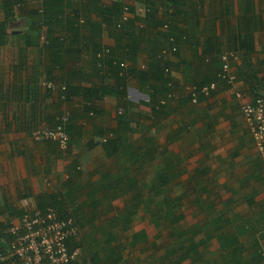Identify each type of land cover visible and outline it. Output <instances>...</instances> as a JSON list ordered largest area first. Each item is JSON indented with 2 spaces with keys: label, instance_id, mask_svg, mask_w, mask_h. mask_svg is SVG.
<instances>
[{
  "label": "crops",
  "instance_id": "0c3cea01",
  "mask_svg": "<svg viewBox=\"0 0 264 264\" xmlns=\"http://www.w3.org/2000/svg\"><path fill=\"white\" fill-rule=\"evenodd\" d=\"M100 1L103 5L106 2L108 5L105 6H109L115 0ZM126 1L132 5L139 4L143 0ZM64 2L66 7L68 6L65 11L66 16L70 19L79 20L81 17L93 21L97 16L90 9V5L88 7L81 5L83 0H64ZM153 3H155L153 7L156 11H159L157 15L159 18L156 16L153 20L164 18L163 4L181 5L174 24L177 34L182 37L177 44L181 56L171 57L169 64L171 63L177 99L182 102L187 100L185 104L174 105L176 110H173L166 120L163 119L165 120L162 121L163 126L158 130L166 132L164 138L167 140L169 136L170 144H186L187 146L194 144L193 147L200 156L192 169V174L206 175L199 177L196 175V178L220 181L221 185H226L228 181L239 182L238 189L243 190L244 200L248 205H254V202L258 203L261 199L258 204L263 207V212L256 218L258 220L256 227L261 228L262 232L251 237L240 238L242 240L239 241L247 247L238 259L240 264H264V198L262 194L264 165L241 109L243 104L250 103L255 96L249 85L242 79L237 80L233 87L215 94L213 92L208 96L202 95L198 98L197 104L192 103L188 93V89L194 87V84L208 82L216 76L213 61L210 55L206 56L208 53L219 55L226 52L240 53V61L232 65L236 75L239 74L238 69L245 57L251 56L257 78L264 79V0H181L179 3L178 0H156ZM27 4L24 29L15 32L6 46H0V230L21 222L23 215L21 202L24 199H32L38 207V204L43 203V199L51 195H65L67 192L74 198L77 188L75 184H79L74 181L73 172H70L75 159L79 160L74 153H78L81 146L88 148L91 145L88 144L90 140L100 142L103 138L95 135V131L98 128H107V126H98L97 119L86 120L91 124L86 127L83 119L84 103H81L75 107L80 116L78 126L83 127L78 144H71L66 152H62L56 144L33 140L32 130L44 126L54 127L56 122L60 123L61 114L59 111L52 112L50 96H47L48 91L43 86V82L47 80L45 74H43L45 77H42L43 75L40 77L34 97L31 93L33 88L29 92L23 88L32 84L36 68L43 72L50 65L49 57L41 54L39 44L27 46L21 37L29 31L32 24L37 22V19L31 17V12L37 8L29 1ZM18 20H22V17L19 16L16 22ZM16 22L13 21L12 24ZM46 28L44 26L43 34ZM58 29L55 36L66 37L67 30ZM168 29L165 28V30ZM139 30L137 39L139 56L136 67L140 63L146 66L149 52H157L166 46L164 39L155 31L150 32L143 23L140 29L137 28V31ZM93 37L92 27L89 25L77 38L78 43L82 44L81 40L86 42L90 40L88 38ZM169 39V45L174 44L173 47H176V40L173 37ZM112 41L115 44L110 46L103 45L101 41L104 51L115 47L116 40ZM71 45L67 48L70 49L73 46ZM142 55L146 62L140 59ZM65 56L66 53L63 56L64 60L67 58ZM83 56L85 61L82 60ZM93 56V52L84 50L80 59L66 60L73 70L81 71L82 67L85 69L84 72H74L73 77L80 75L91 84L79 86H92L94 79L92 68L95 64ZM98 56L103 60L108 57L106 53ZM123 64H125L124 61ZM98 68L104 69L105 66L99 62ZM240 70L243 73V69ZM241 77H245L244 73ZM220 82L223 81L220 80ZM256 90L264 96V83L258 85ZM238 93L242 94L241 98L237 96ZM145 97L148 98L147 95ZM109 99L112 98L106 99V102ZM109 113L111 117H114L115 113L108 110V106L100 108L98 112L99 117ZM86 132L91 135H87ZM163 139L160 138L161 144L164 143ZM98 148L102 150L101 146L95 149ZM188 153L191 156L192 152L188 151ZM77 169H80L78 164ZM249 197L254 199L251 204H249ZM245 223L246 221H241L239 225L242 226ZM4 235L6 232L0 234V252L10 256V238L7 243ZM92 258V253H86L81 257L82 263L90 264ZM6 259L2 264H19L12 258ZM78 262L81 263V260L78 259Z\"/></svg>",
  "mask_w": 264,
  "mask_h": 264
},
{
  "label": "trees",
  "instance_id": "16d2710c",
  "mask_svg": "<svg viewBox=\"0 0 264 264\" xmlns=\"http://www.w3.org/2000/svg\"><path fill=\"white\" fill-rule=\"evenodd\" d=\"M28 1L30 3V0H1L0 13L6 14V16L3 15L0 20V46L4 47L9 43V24L19 16L25 17ZM153 1L155 2L156 0H143L139 2V4L134 3L129 5L126 0H115L111 5L105 6L100 0H83L81 5H87V7L90 5L91 8H89L99 17V21L96 22L85 18L87 26L90 25L92 27V35L94 36L93 38H88L90 39L89 44V41L84 42L83 40H81L82 44L78 43L77 38L87 26L84 27L80 23L81 19L83 20L84 18L80 17L79 20H74V18L70 19L66 16L65 11L68 6L66 7L64 0H43L41 7L31 12V17L35 20L37 19V22L34 20L35 23L30 26L29 31L25 32L21 37L25 40L24 42L27 46L39 44L40 46L38 47H40L41 54L50 59V65L45 68L47 80L44 82H52L56 86V89H47V96H54L57 94L61 102L74 100L77 96L80 97V100L84 103V120H95L99 117L98 112L100 108L98 105L107 98L115 100L116 104L118 103L120 105L119 108L124 111L117 115V120L115 122L117 124L116 129H109L108 127V129H96L95 135L106 139L105 141H103V139H100V142L90 140L91 142L88 143L91 145L87 149H95L101 146L107 158H115L118 162V176L114 180H111L110 177L104 174L97 183L88 184V186L90 185L93 187V190L88 192V198L92 200L89 206V208L92 209L90 210L91 212H89L90 214L86 215L87 213H84L85 211L81 206H76V208L69 211L67 202L72 198V194L67 192L65 195L56 194L51 195L47 199H43V203L38 204V207L44 210L48 206H52L61 219L73 218L79 235L80 228H82V230L88 229V235L91 237L90 240L81 241L79 236L78 239L74 238L70 240L69 247L71 249L81 248L86 253H92L93 258L90 264H123V254L127 250L126 247L128 249H133L138 243H143L148 240L147 233L142 232L134 234L130 238L131 240L127 246L125 245L126 247L121 243L115 246L114 243L117 240V236L115 235L116 231L113 232L101 224H97V219L102 216L98 214V208H102L105 204L102 198L96 197L94 194L99 195L103 192H108L110 196H105V198L109 201L112 199L110 201V203H112L114 200L120 198V195H115V192H120L121 190H123V192H134L131 197L132 203L126 206L123 214L114 219L115 223L121 227L122 233H126L133 223V209H135L137 205H143L150 215L152 223L156 224V227L161 226L160 222L162 221L168 222L167 224H170V227H172L170 229L171 238H178V240H180L181 243L179 246H182V248H180V250L173 248V252L166 250L165 255H163L160 260L161 264H184L188 261L192 264H221L217 259L205 258L206 253H209V244L214 239L217 240L219 244L220 253H218V257L222 258V264H240L238 257L246 251L245 248L247 245L241 243L239 240H242L240 238H243L246 234L253 233L252 231H254V228L249 224L251 221H246L242 226L237 224L238 229L236 228L234 231L231 229V232H228L226 229L227 226H224V221H226V223H229V221H227V218H224L222 214L219 217L209 219L208 226L195 225L187 229L176 228L180 221L184 220V216L182 214H177V212L182 209V202L186 199V195L183 194L173 199L169 198L167 193L174 183H185L181 180L187 172L183 168L185 159L182 154L169 151L167 148H162V145H160L161 143L158 142L156 136L152 134V129L150 127L152 125L157 128L163 126L162 121H165L167 119L166 117L169 116L173 110H176L174 109V105L176 103L185 104L187 101L185 100L182 102L177 99V94L173 86L174 79L172 78L173 72L170 67L171 63L169 64L171 57L181 56L177 44L178 40H181L182 37L177 34V30H175L174 27L177 21V12H180L181 5L176 4L171 6L163 4L162 6L164 7L165 13H163L164 18L153 20L159 14V11H156L153 7L155 4ZM180 1L181 0H178V3ZM144 5L149 8V12L145 17H140L137 15V9L139 6ZM126 10L135 15V18L129 22V25H124L121 30H117L116 26ZM69 14H71V12H69ZM157 18L159 17L157 16ZM136 23H143L150 32L155 31L158 36L164 39L166 45L157 52H149L145 70L136 67L137 58L139 56V46L137 42L139 31H137L138 25ZM44 26L47 27L44 32L45 34H43ZM58 28L67 30L66 37L61 38L60 36H55L59 30ZM165 28L169 29L165 30ZM106 29L108 30V35H111L116 40L115 47L107 49V53L106 50L104 51L105 48L101 45V41H103L102 36ZM169 37H173L176 40V52L171 53L174 44H170L171 46L169 45ZM12 38L13 37H11V39ZM91 39H93L92 42ZM69 45L72 46L70 49L67 48ZM84 50L94 53L93 58L95 64L93 63L92 72L96 74L95 78L98 79V82L96 84L92 82V86L90 87L79 86L78 84L73 85V73L84 72V70L82 67L81 71H79V69H72V71H70L68 61L66 62L68 58L80 59ZM164 51L169 53L167 54ZM65 53V57L67 58L64 60L63 56ZM104 53H106L108 57L104 60L99 59L98 55ZM226 53L220 55L217 53H208L206 55H210V59L213 61L212 65H214L213 68L216 71V76L208 82L194 84L195 88L201 90L203 87L215 83L216 89L211 92H214V94L229 88L225 82H220V79H218V75L221 73L223 67L222 56ZM233 53L239 56L240 61V53ZM123 61H129L131 67L122 66ZM99 62L105 66L104 69L98 68ZM252 65L251 56L245 57L239 67L243 69L245 77H241L243 73L238 69L239 74H235V79H242L245 81V83L249 85L255 98L264 97L261 96L262 94L256 92V87L262 85L264 79L260 80L257 78L258 75ZM56 72H60L61 76L56 77ZM41 75H43L42 71L36 68L34 79L31 81L32 84L23 87L25 91L27 90L28 92L33 88L31 92L32 97L37 93V85L39 84ZM132 79L138 83L139 90L148 96V102L139 101L135 104L128 99L127 89L130 82L134 81ZM254 83H256V85ZM201 96L200 94L199 97ZM64 98L65 100H63ZM189 98L192 100L190 96ZM143 107H147L149 112L145 111ZM77 112V110H74L71 114V112L65 111L61 114V116L64 114L68 116L64 128L71 138L70 145L78 144L80 133L83 130L82 126H78L80 116ZM139 118L142 119L139 121ZM158 122H160V124ZM57 124L58 122H56V125ZM78 133L79 135L77 136ZM137 133L140 134L141 138L138 142L136 139H133L134 135ZM167 141L170 142L169 136ZM50 143L56 144L54 142ZM156 161H158V164L155 178L149 184L140 187L138 172L141 167H143L145 163H155ZM77 164L78 161H74V165L71 166L70 170V172H73L74 181H77V177L80 175L77 171ZM131 174H133V176H131ZM196 175L198 177L206 176L199 174L188 176V182L186 184L189 186L193 185V192L199 194L195 199V202L199 206V204L204 203L206 200L204 198V193L210 194V187L202 178H196ZM75 185L77 188L74 194L77 195L83 187L79 186V184ZM217 186L218 185L214 187ZM162 196H164V198L160 201L158 198ZM248 200L249 204L254 201L252 197H249ZM208 205L210 209L213 208L212 203ZM202 208L203 206L201 205L200 209ZM235 220L238 219L235 218L233 221ZM230 222H232V220H230ZM167 227H169V225ZM5 232L6 235H4V237L8 243L10 238L9 226L8 228L0 230V234ZM201 233H204L205 237L202 240H198ZM13 260L17 261L16 259ZM157 261L158 264H160L159 260ZM74 264H79V262L76 261Z\"/></svg>",
  "mask_w": 264,
  "mask_h": 264
},
{
  "label": "rangeland",
  "instance_id": "374dc122",
  "mask_svg": "<svg viewBox=\"0 0 264 264\" xmlns=\"http://www.w3.org/2000/svg\"><path fill=\"white\" fill-rule=\"evenodd\" d=\"M42 1L43 0H30V3H32V6H34L35 8H39L42 5ZM105 5L108 4L105 2ZM3 15L6 16V14L0 13V16ZM21 17L22 20H18L17 22L16 20H14L16 22L14 25L12 23L9 24L8 33L10 34V39L12 36H14L15 32H19L24 29L26 18L24 16ZM133 19H130L125 25L129 24V22ZM93 21L94 22L99 21V17L96 16L93 19ZM80 23L84 27L87 26L86 19L83 20L81 19ZM137 25L138 28L140 29L142 23H138ZM116 27L117 30L122 29V28L119 29L118 25ZM104 31L105 33L102 38L103 45L105 46H110L111 44L114 45L115 43L113 44L112 41L115 40L113 39L114 37L108 35L109 33L107 29ZM138 33H140V30ZM143 58L144 57L142 55L140 59ZM82 60L85 61L84 56L82 57ZM68 65L70 66L69 63ZM125 66H129L128 68H130L131 67L130 62L125 61ZM138 67L141 70L146 69V66L143 65L142 63H140ZM69 68L70 71H72L73 68L71 66ZM83 70L85 71V69ZM89 70L91 71V68ZM90 71H86V72L90 73ZM42 74H45V71H43ZM55 75L56 77L61 76V73L56 72ZM95 75L96 74L93 72L92 76L94 79L92 80V82L94 84L98 82V79L95 78ZM42 77H45V75H43ZM134 81L130 82V85L127 89L128 99L135 104H137L139 101L148 102L149 99L145 97L146 94L139 90L138 83ZM46 83L50 84L52 82H46ZM77 83L78 85L91 84V82H88L87 80L81 78L80 75H78L76 78L73 77V85ZM130 88L137 89L139 92L138 91L135 92ZM188 93H189V89H188ZM50 99L52 102V112L59 111L60 112L59 114H62L65 111L71 112L72 114L73 110H77V108L75 107L82 103V100H80V97L78 96L75 97L74 100L71 101L66 100L64 102L60 101V97L57 94L54 96L51 95ZM53 105L54 106L57 105V107H53ZM106 106H108V110L110 111L112 110L115 113L114 117H111V113H109L108 115L105 114L101 117H97L96 119L98 121H96V123L98 124V126H107L109 129H116L117 124L115 122L117 120V115L123 113L124 111L121 108H119L120 105L118 103L115 105V100L113 99H109L107 102L106 100H104V102L98 105L99 108H104ZM143 108L145 111L149 112V109L147 107H143ZM141 119L142 118H139V121ZM85 123H86L85 125L86 127H89L88 125H91L89 121L85 120ZM169 127L170 124L168 125V128ZM150 128L152 129V134L156 136L158 142H160L159 137L163 139L166 132H164V130H162L161 132L160 130H158L156 126L153 127V125ZM139 133H137L133 137V139H136L137 142L139 141V139H141ZM87 135H91V133L89 134V132H87ZM163 141L164 143L160 144L162 145V148H167L169 151L178 154H183L185 159V164L183 168L187 171L186 175L181 179L185 183L184 184L181 182L174 183L171 186V189H169L167 193V196L173 199L183 194L186 195V199L182 202V209L177 212V214H182L184 216V220L180 221V223L176 226V228L187 229L195 225L208 226L209 219L219 217L223 214L224 218H227V221H229V223H226V221H224L225 224L223 222L224 226L225 225L227 226L226 229L228 232H231V229L232 231L236 230L237 224H240L241 221H251L249 224L254 228L253 229L254 231H252L253 233L246 234L243 238L251 237L256 233L260 234L262 232L261 228L256 227V223L258 222L256 218L260 217V214H262L263 212L262 209L263 207L259 206L260 204L259 202L261 201V199H259L258 201L259 204L254 202V205H248L244 200L245 195L243 194L244 193L243 190L238 189L240 185L239 182L228 181L226 182V185H221L220 181L202 178L206 184L208 183L210 187V194L204 193V198L206 200L204 201V203L199 204L198 206V204L195 202V199L198 197L199 194L193 192V187H192L193 185L189 186L188 184H186L188 182L187 180L188 176H191V174L193 173L192 169L194 168L195 164L197 163L198 157L200 156L197 153L198 151L194 149L193 147L194 144H189L188 146L186 144H180V145L170 144V142H168L165 138L163 139ZM77 149L75 150L76 151L79 150V152L74 153L76 156L79 157L78 158L79 160L75 159V161H78V167L80 168L79 170L77 169V171L80 173V175L77 177V183H79V186L83 187V189H81L80 193H78L74 198L69 199V201L67 202L68 204L67 207L72 210L76 208V206H81L82 209L85 211L84 213H87L86 215H88L90 214L89 212H91L90 210H92L89 208L92 200L88 198V192L93 190V187H91L90 185L88 186V184L97 183L104 174L110 177L111 180H114L118 176V170H117L118 162L117 159L115 158H111V159L107 158L104 154V151L101 150L100 148L95 150L94 149L89 150L85 148V146H81L80 149L78 150ZM188 151L192 152L191 156L188 153ZM157 164L158 161H156L155 163H148V164L145 163L143 167H141L140 171L138 172L140 187L149 184L155 178ZM131 176H133V174H131ZM216 185L218 186L214 187ZM133 194L134 192H130V191L123 192V190H121L120 192H115V195H120V198L114 200L112 203H110L112 199H110L109 201L105 198V196H110L108 192H103L102 194L99 195L94 194L96 197L102 198V201L105 204L104 206H102L103 209L98 208L99 211L98 214H101L102 216H100L97 219V224H101L102 226H104L109 230H112L113 232L116 231L115 235L117 236V240L114 243L115 246L119 245V243L124 244V246L125 245L127 246L129 241L131 240L130 238L134 234H138L142 232L147 233L148 235L147 241L143 243H138V245L135 246L133 249H128L125 246L127 250L123 254V257L126 258V261L123 262V264H158L157 260H159L161 264L160 260L162 259V256L165 255L166 250H168L169 252H173L174 251L173 248L174 249L176 248V250L177 249L180 250V248H182V246H179L181 242L180 240H178V238H174V239L171 238L170 229L172 227H170V224H167L168 222L162 221L160 222L161 226L156 227L155 226L156 224L152 223L150 219V215L145 210V207L143 205L142 206L137 205V207L133 209L134 220L132 225L130 226V229L126 233H122L121 227L118 224H116L114 221V219H116L119 215L124 213L126 206L132 203L131 197L133 196ZM262 194L264 198V191L262 192ZM162 198H164V196L158 199L161 201ZM211 203L213 206L212 209H210V206L208 205ZM201 205L203 206L202 209H200ZM235 218L238 220L233 221ZM230 220H232V222H230ZM168 225L169 227H167ZM88 233H89L88 229L82 230V228H80V235H79L80 240L81 241L90 240L91 237L90 235H88ZM204 237H205L204 233H201L198 240H202ZM81 251H82L81 257L86 255V252H84L83 249H81ZM218 253H220L219 244L217 240L214 239L209 244V253H206L205 258L206 259L211 258L214 260L217 259L222 264L223 262L222 258L218 257ZM81 257L79 258V260H81V263L79 264H84L82 263ZM184 264H192V263L188 261Z\"/></svg>",
  "mask_w": 264,
  "mask_h": 264
},
{
  "label": "built area",
  "instance_id": "2783aa9c",
  "mask_svg": "<svg viewBox=\"0 0 264 264\" xmlns=\"http://www.w3.org/2000/svg\"><path fill=\"white\" fill-rule=\"evenodd\" d=\"M148 12L149 8L145 5L139 6L137 9V15L140 17H145ZM134 16L126 10L117 24L118 28H123L130 19L135 18ZM176 51V47L171 49V53ZM238 61L239 56L233 52L222 56L223 67L218 79L225 82L229 87L236 84L237 79H235L236 75L232 65ZM124 65L122 64V66ZM43 86L50 90L56 89L52 83L43 82ZM215 89V83L205 86L201 90L190 87L189 93L192 103H198L200 94L208 96ZM237 96L241 98L242 94L238 93ZM241 109L264 165V97H257L250 103L243 104ZM67 119L68 116L64 114L57 126H44L32 130L33 140L40 143L54 142L60 151L66 152L70 146V137L64 128ZM21 204L23 209L21 222L11 224L9 227L10 256H5L0 252V264L5 262L6 258L16 259L19 264H74L78 261L82 255L81 248L71 249L69 247L70 240L79 237L74 219H61L52 206L40 210L32 199H24Z\"/></svg>",
  "mask_w": 264,
  "mask_h": 264
}]
</instances>
